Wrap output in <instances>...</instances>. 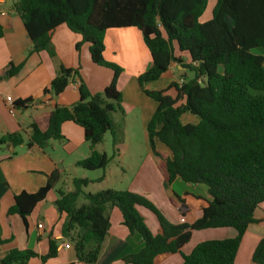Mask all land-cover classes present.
<instances>
[{
    "label": "trees",
    "instance_id": "1",
    "mask_svg": "<svg viewBox=\"0 0 264 264\" xmlns=\"http://www.w3.org/2000/svg\"><path fill=\"white\" fill-rule=\"evenodd\" d=\"M208 1L19 0L12 7L31 42L28 54L44 51L55 58L50 35L65 25L81 37L76 50L86 43L92 63L113 73L100 94H91L80 79L79 100L70 107L54 106L46 131L31 124L26 141L21 133L0 137V147L24 144L44 148L50 142L65 141L60 129L63 123L82 128L90 152L75 165L86 171L100 170L102 175L93 181L74 178L72 191L59 192L55 201L58 213L66 217L65 233L81 263L97 261L110 227L109 212L116 208L122 226L142 240L137 252L121 257L124 264H156L159 258L181 254L192 232L219 228L234 229L236 236L198 243L190 254H181L182 264H234L242 237L255 222L254 212L264 204V0H216L210 20L202 23ZM125 28L141 33L151 57V65L137 77V83L142 93L157 103L146 133L152 153L160 159L158 169L165 184L179 179L203 185L209 196L201 216L190 224L170 223L146 197L130 191L84 192L90 183L104 180L105 169L122 141V131L112 118L116 112L123 115L122 95L117 90L122 69L103 58V41L106 31ZM175 49L187 54L189 62L176 57ZM172 64L192 77L164 90L144 89V83L158 80ZM18 70L9 64L0 78L11 77ZM75 76H79L78 69L58 65L43 93L59 96ZM170 89L175 97L167 94ZM32 103V98L18 99L12 108L24 110ZM185 113L199 121L182 124L180 117ZM106 133H110L115 149L110 157L95 150ZM154 140L167 150L168 157L156 151ZM57 180L54 172L36 193L14 196L8 216L18 215L26 225V217ZM138 208L155 216L157 235L151 234ZM174 208L180 216L188 212L179 198ZM4 244L0 239V246ZM56 248L51 240L43 256L29 249H11L0 264H27L37 257L45 263L56 256ZM251 263L264 264V237L255 246Z\"/></svg>",
    "mask_w": 264,
    "mask_h": 264
},
{
    "label": "crops",
    "instance_id": "2",
    "mask_svg": "<svg viewBox=\"0 0 264 264\" xmlns=\"http://www.w3.org/2000/svg\"><path fill=\"white\" fill-rule=\"evenodd\" d=\"M18 1L0 0V27L2 29L0 77L5 75L9 64L19 67L18 72L13 76L0 78V137L6 134L21 133L26 141L29 138L31 124H35L41 132L47 130L49 112L54 106L70 107L79 100L77 88L80 79L91 94H99L108 86L113 73L109 69L92 63L86 43L81 44L79 50H76L75 47L81 42V37L72 33L65 25L57 27L50 35V43L54 49L55 58L51 59L44 51L28 54L31 49V42L19 16L12 8L14 3ZM215 3L216 0H213L210 7L211 11ZM211 11L205 19H203V14L200 22L204 23L210 20ZM136 30L135 28H125L106 31L103 41V58L107 59V51L116 54L117 50L121 48H129L136 56L131 70H122L117 80V90L122 95L121 107L124 111V114L121 115L122 119L126 124L129 117L139 120L148 157L141 162L136 172L127 179L125 175L129 167L128 169L125 168L124 157L130 151L127 145V139L130 138V135L126 131L123 132L122 141L118 145V154L112 157L106 167L104 180L99 183H90L86 189L90 187L92 189H88L87 193L109 189L110 180L113 179L115 185L111 187L113 190L130 191L146 197L156 207L162 209L172 224H190L201 216L202 208L209 197L206 190L197 194H189L188 192H183L181 196L176 194L171 187L177 183V179L166 187L163 175L158 169L160 159L152 153L146 133V125L155 112L157 103L144 95L137 83V77L151 65V57L141 33ZM106 43L110 45L108 50ZM174 55L181 57L185 63L189 62V57L185 53H179L175 49ZM58 65L67 69H78L79 76L73 77L59 96H53L50 91L44 94V89H49V84L55 76ZM191 77L189 72L182 70L176 64H172L162 77L144 83L143 87L150 91L164 90L171 83L181 82L183 79ZM167 94L171 97L176 95L173 89H170ZM27 98H32L33 103L24 110L12 109L7 104V99L13 102ZM198 121L199 119H195L194 124ZM60 129L65 141H53L44 148L36 145L26 147L24 144L17 147L12 145L0 147V239L6 242L0 246V260L11 249H29L38 256H43L48 251L49 241L52 240L57 247V254L53 259L42 263L37 257L31 259L27 264H84L78 261L74 246L65 233L66 217L58 213L55 201L59 192L68 193L72 191L74 178L93 181L100 175L88 178L85 173H80L78 174L80 176H76L77 173L74 170L77 166L75 164L88 157L90 148L85 142L83 130L79 126L72 122H65ZM154 144L156 151L163 158L168 157L167 150L158 141L154 140ZM99 148L100 144H97L95 150L99 152ZM113 161L117 163V165L114 164L115 167L121 166L119 174L109 167ZM142 166L147 167L142 168ZM54 172L58 174V180L26 217V225L18 215L8 216V209L14 205V196L22 192L36 193L46 185L47 177ZM177 198L183 200L188 209L185 216H180L174 208ZM78 203L81 204V201ZM138 211L144 217L145 224L151 234L157 235L159 226L154 217L143 208H138ZM254 219L255 222L248 226L242 237L234 264H252L251 256L254 248L264 237V204L255 210ZM109 223L110 227L102 243L98 259L94 264H124L121 260L122 256L137 252L142 247V240L137 236H131L128 230L122 226V217L118 209L112 208L110 210ZM39 224L42 225L40 229L37 228ZM227 229L208 230L218 232L219 239L236 236L234 229H232L233 231H229L231 228ZM205 231L194 232L205 234L203 233ZM194 232H192L190 241L182 247L181 254H190L197 245L198 242L191 244ZM64 245H69V248L65 249ZM181 254L159 258L156 264H182ZM110 256L114 257L110 258Z\"/></svg>",
    "mask_w": 264,
    "mask_h": 264
},
{
    "label": "rangeland",
    "instance_id": "3",
    "mask_svg": "<svg viewBox=\"0 0 264 264\" xmlns=\"http://www.w3.org/2000/svg\"><path fill=\"white\" fill-rule=\"evenodd\" d=\"M212 2H213V0H209V4H208L205 12L203 13L204 14L203 19H205L208 15H210V11H211L210 7H211ZM106 45H107V50H108L110 45L108 43H106ZM105 60L109 63L117 65L122 70L129 71V70H131V66H133L134 61L136 60V56H135V54L132 53V51H130L129 48L128 49L121 48V49L117 50L116 54H112V53H110V51H107V59H105ZM190 76H191V74H190ZM123 114H124V111H123ZM112 118H113L114 122L120 127V130L122 131V136H123V132H125V131L130 135V138L127 139V145H128V148L130 149V151L124 157L125 168L128 169V167H129V169H128L129 171L127 170L125 177L127 179H129L131 177V175L136 172L138 166L141 165V162H143L148 157V153L146 151V146L143 143L142 130L140 129L141 128L140 122L138 119H132V117H129L127 124H126L125 121L122 119V116L119 112L112 114ZM195 119H198V118L196 116H193L190 114L181 115V122H183L184 124H194ZM99 144H100V148H99L100 153H106L109 157L112 156L113 150H115V149L112 147V137H111L110 133H106L102 139V142ZM102 151H104V152H102ZM114 164L117 165L116 161L111 162L109 167L116 170L115 173L119 174V172L121 171V169H120L121 166H119V168H117L114 166ZM146 167L147 166H142V168H146ZM74 172L77 173L76 176H80V175H78L80 173H85L88 176V178H94L97 175H100V176L102 175V172L100 170L86 171V170H83V169L78 168V167L74 170ZM176 181H177V183L172 185L171 188L176 194H178L180 196L183 194V192H188L189 194H197V193L201 192L202 190H206L205 186H203V185L194 186L191 184H186L179 179H177ZM113 186H115V185H114L113 179H111L109 189H112L111 187H113ZM166 187H167V185H166ZM88 189H92V187L87 188V189L85 188L84 191L87 193ZM157 209L164 216V218L166 220H168L167 217L164 215V212L162 211V209L158 208V207H157ZM150 214L154 217L155 222L158 224L155 216L152 213H150ZM158 226H159V224H158ZM227 230H229V228ZM212 231L213 230H206L205 232H203L205 234H202L201 232H194V236H193V239L191 241V244H196L197 242L199 243V242H203V241H207V240H222V239L218 238V236H219L218 232H212ZM229 231H233V230L231 229Z\"/></svg>",
    "mask_w": 264,
    "mask_h": 264
},
{
    "label": "built area",
    "instance_id": "4",
    "mask_svg": "<svg viewBox=\"0 0 264 264\" xmlns=\"http://www.w3.org/2000/svg\"><path fill=\"white\" fill-rule=\"evenodd\" d=\"M12 101H10L9 99H7V104H8V106H10V108H12ZM13 109V108H12ZM42 227V225L41 224H39V225H37V228H41ZM64 248L65 249H68L69 248V245H64Z\"/></svg>",
    "mask_w": 264,
    "mask_h": 264
}]
</instances>
